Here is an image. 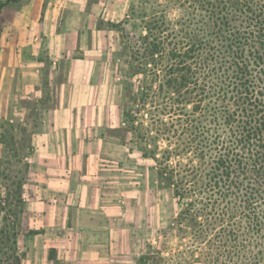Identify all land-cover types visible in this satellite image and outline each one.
Masks as SVG:
<instances>
[{
    "label": "crops",
    "instance_id": "crops-1",
    "mask_svg": "<svg viewBox=\"0 0 264 264\" xmlns=\"http://www.w3.org/2000/svg\"><path fill=\"white\" fill-rule=\"evenodd\" d=\"M133 2L15 0L1 9L0 264H152L137 236L146 211L126 205L138 194L112 193L105 172L128 143L112 129L111 65L101 64L115 30L101 25L125 22ZM47 102L54 107L30 131L29 104Z\"/></svg>",
    "mask_w": 264,
    "mask_h": 264
},
{
    "label": "trees",
    "instance_id": "trees-1",
    "mask_svg": "<svg viewBox=\"0 0 264 264\" xmlns=\"http://www.w3.org/2000/svg\"><path fill=\"white\" fill-rule=\"evenodd\" d=\"M14 1L0 0V11ZM156 3L159 10L150 16L144 10L138 17L146 21V35L130 34L122 23L110 27L125 33L126 57L139 61L135 64L145 75L140 79L145 105L151 98L146 76L157 81L151 67L156 69L165 46L171 47L159 92L183 109L193 106L186 125L195 129L194 137L202 136L209 158L204 183L195 181L199 168L194 161L180 163L181 150L173 152L177 161L171 165L169 151L149 155L145 138L135 135L139 150L157 164L161 184L181 206L179 223L192 213L215 211L222 227L233 226L230 234L240 264H264V0ZM170 6L179 10L177 19L167 14ZM134 9L129 18L136 15ZM138 114L129 109L125 118L135 124Z\"/></svg>",
    "mask_w": 264,
    "mask_h": 264
},
{
    "label": "rangeland",
    "instance_id": "rangeland-1",
    "mask_svg": "<svg viewBox=\"0 0 264 264\" xmlns=\"http://www.w3.org/2000/svg\"><path fill=\"white\" fill-rule=\"evenodd\" d=\"M158 1L164 5H172L169 0H134L129 8V15H131L132 7L135 8L136 15L129 18V24L123 22L121 28L125 27L127 31L131 32L130 34L146 35L147 32L144 29L146 21L142 22L138 17L144 10L149 16L153 14L154 9L159 10L156 6ZM167 14L173 19H177L179 10L170 6ZM113 30H115L114 34L109 35L110 39L112 38L111 49L107 51L101 64L111 65L109 73L112 78L110 104L111 111L116 114L112 120V129L122 128L121 140L122 142L127 140L128 149L126 157L123 156V153L112 152L110 163L105 164L106 178L111 184L110 191L115 193L126 188L129 197H135L134 194H138L134 200H128L126 205L128 204L129 207L135 206L130 204L139 203L146 211L145 224L137 232V236L142 248H148L155 253L153 256H146L151 258L152 264H240V260L236 256L237 248L230 234L233 226L230 224L228 227H222L217 221L215 211L210 214L203 213L200 216H195L196 213H192L179 223L181 206L173 198L172 191L166 185L161 184L157 164L151 157H143L137 144L136 136L140 135L145 138L143 146L145 148L147 146L149 155L155 151L159 154L158 156H161L163 152L169 151L166 155L170 157L171 165H175L177 161V156L173 152L176 149L181 150L179 153L180 163L185 165L194 161V165L196 164L199 168L195 181L198 184L204 183L209 170V158L201 147L202 136L201 138L200 135L194 137L192 132L196 133L195 129L186 125V122L192 118L186 115L191 113L193 106L189 105L183 109L182 106L175 103L176 101L171 96L159 92V85L163 84L166 75L165 69L168 67V53L171 47L166 45L164 55L159 60L157 68L151 67L154 72L157 71V76H159L157 81L153 80L152 76H146V83L150 85L151 89V98L145 105L142 95L145 90L141 89L143 83L140 82V79L145 75L137 70L135 63H139V61L132 62L129 57H126L123 50L125 33L120 29ZM29 107L33 125L31 131L35 126L37 130L41 128L37 126L41 122L40 117H43L48 110L54 107V104L49 102L37 105L30 103ZM176 108L183 110L175 112V115L168 114ZM129 109L139 111V114L134 118L136 119L135 124L127 122L125 118V112ZM133 127H138V131L134 132ZM23 129L22 137L28 140V128L24 127ZM118 133L113 131V136L117 139L120 138ZM119 157L121 158L120 168L116 163L118 162L116 159ZM16 169V175H18V168ZM117 177L120 178L121 185L115 184ZM125 183L126 186H124Z\"/></svg>",
    "mask_w": 264,
    "mask_h": 264
}]
</instances>
